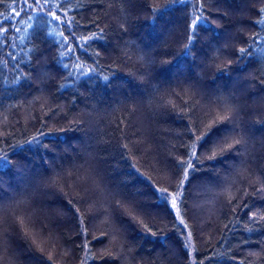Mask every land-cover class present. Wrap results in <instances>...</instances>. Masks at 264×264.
I'll return each instance as SVG.
<instances>
[{"label": "trees", "instance_id": "trees-1", "mask_svg": "<svg viewBox=\"0 0 264 264\" xmlns=\"http://www.w3.org/2000/svg\"><path fill=\"white\" fill-rule=\"evenodd\" d=\"M81 2L83 7L77 19L83 34L104 29L103 40L93 43L87 53L79 48L75 53L81 62L96 68L90 81L84 77L79 81H65L67 73L57 63V47L49 43L40 44L41 52L31 59V69L21 66L31 76L28 84L24 81L11 83L16 73L0 66V154L8 155L13 164L26 160L38 174L37 179L55 181L48 194L40 195L36 203L26 209L21 206L15 214L29 215L38 229L56 225L51 231L58 246L49 248L55 264H64L68 259L59 255V246L70 244L74 247L82 240L75 235L72 214L76 208L89 218L87 238L96 254L90 264H133L108 255L116 249L109 223L103 215L106 211L111 213L116 226H120V221L131 225L124 232L123 240L125 247L131 249L130 255L137 258L136 264H153L156 257L166 264H190L182 251V238L172 231L167 219L146 220L153 231L159 230L167 237L164 243L159 236L153 238L151 234L142 238L143 229L122 214V210L116 209L115 201L110 207L92 190L97 179L93 168L105 178L119 173L118 179H128L129 170H135L140 181L137 187L141 189L145 185L175 186L177 177L173 175L172 164L184 153L181 143L187 141L183 133L190 121L186 116L181 118L180 107L173 109L170 104L157 103L160 94L149 104V98L138 93L140 81L134 73L141 70V64L135 54L129 58L123 49L127 47L132 52L128 42L134 41L154 55L153 75L162 93L171 90L180 93V96H166L165 101L172 100L182 106L188 98L182 91L184 86L166 71L170 65L165 63L174 62L187 42L181 39V13L175 11L170 20L159 17L152 25L150 8L164 4L165 0H148L147 10L142 0ZM10 5L11 0H5L0 11L9 10ZM175 7L180 8L179 5ZM206 7L215 20L212 27L221 38V45L228 40L230 46L214 63L193 66L191 75L204 91L219 89L237 96L247 148L237 146L240 152L228 155L224 164L216 165L215 171L198 173L188 186L186 207L182 210L194 235L192 243L198 251L193 255L197 261L207 250L209 255L216 257L214 264H241L245 259L264 264V223L249 222L252 212L264 215V191L260 190L264 184V85L259 83L264 73V55L257 51L247 66L236 62L239 47H247L255 34L264 35L257 23L264 0H208ZM36 23L27 16L20 24L13 21L14 28L20 29L8 34L14 47L0 50V57L8 61V68L13 66L9 52L15 54L18 61L28 60L25 53L32 46L29 26ZM255 47H264V41ZM229 60L232 61L230 65ZM188 61L189 58H185V63ZM225 65H228L230 77L227 79L220 77L218 72ZM103 75L109 76L110 83L102 79ZM63 83H68L69 87L62 88ZM33 137L37 138V143H25ZM39 141L48 148L38 147ZM225 189L234 196L231 204ZM93 201H97L96 209L90 207ZM205 204L209 207L203 211ZM244 204L249 208H243ZM237 205L239 207L233 212ZM149 211L155 215L160 210ZM246 225L252 230L248 231ZM43 234L47 236V231ZM249 252L260 255L252 257ZM4 255L6 257L7 253ZM232 256L235 259H229ZM17 264L29 262L21 255ZM73 264H79L78 260L74 259Z\"/></svg>", "mask_w": 264, "mask_h": 264}, {"label": "snow or ice", "instance_id": "snow-or-ice-1", "mask_svg": "<svg viewBox=\"0 0 264 264\" xmlns=\"http://www.w3.org/2000/svg\"><path fill=\"white\" fill-rule=\"evenodd\" d=\"M120 2L124 3L127 0H120ZM207 3L208 0H165L164 4L150 8V23L152 25L159 17H168L170 20L175 11L179 10L181 13L179 25L181 39L187 42L183 44L182 51L174 62L166 61L165 63L170 65L166 71L177 77L178 83L184 86L182 91L188 98L184 100L182 106L176 105L172 100L165 101L166 96H180V93L175 90L162 93L160 84L153 75V66L156 64L154 55L146 52L134 41L128 42V45L133 48L132 52H129L127 47L123 49L124 54L129 58L135 54L136 60L141 64V70L134 73L140 81L137 88L138 93L147 96L149 104H152L154 98L160 94L157 103L170 104L173 109L180 107L181 118L186 116L190 121L185 126L183 133L187 137V141L181 143L184 153L182 156L176 157L172 164L173 175L177 177L175 186L145 185L144 189H141L137 187L140 181L135 170H129L128 179H118L119 173L105 178L100 175L99 170L93 168L97 179L94 181L92 190L97 196L107 202L110 207L112 201H115V208L122 210V214L127 215L130 221L143 229L145 235L142 238L145 239L148 234H151L153 238L159 236L160 242L164 243L167 237L159 230L153 231L146 220L151 219L155 222L158 218L167 219L172 231L179 234L178 238H182V251L186 254L190 264H214L216 257L209 255L207 250L200 254L199 261L193 255L198 250L193 247L194 235L185 218L186 214L182 210L186 207L185 193L188 186L198 173L204 170L215 171L216 165L224 164L228 155L239 153L240 148L237 146L247 148V139L240 125L241 105L237 96L231 92L224 93L219 89L211 92L204 91L199 87L198 80H193L191 75L193 66L201 67L205 62L209 65L214 63L224 54L223 50L230 46L228 40H224L221 45V38L212 27L215 20L206 7ZM4 4L5 0H0V6ZM17 4L19 7L15 6ZM142 4L146 10L149 8L148 0H142ZM177 5L180 6L179 9L175 7ZM82 7L81 0H75V3L73 0H11L10 10L0 11V50L14 47L8 34L13 30L19 32L20 29L14 28L13 21L20 24L23 17L27 16L29 20L37 22L29 26L31 29L29 43L32 46L25 53L28 60L18 61L16 55L9 52L8 56L13 66L8 68V61L0 57V66L16 73L11 83L24 81L28 84L30 82V74L26 73L21 66L31 69V59L41 52L40 44L44 43L54 44L57 47V63L67 73L65 81H79L81 77L89 81L92 79L96 68L88 67L86 63L81 62L80 57L74 56V54L78 48L87 53L93 43L103 40L104 29L84 35V30L81 29L80 21L77 19ZM260 13L261 18L257 23L261 26V31L264 32V7H261ZM121 28H124L123 24ZM261 41H264V35L255 34L254 39L250 38L247 47H239L236 50V62L247 66L257 51L264 55V47H255ZM94 55L98 57L99 54ZM185 58H189L187 63H185ZM197 60H200L201 63L197 64ZM231 63L232 61L229 60L228 64ZM218 72L220 77L230 78L228 65L219 69ZM102 79L110 83L108 75H103ZM259 83L264 85V73L261 74ZM61 87L67 88L69 84L63 83ZM197 96L200 99H197ZM229 125H234V127H228ZM25 143L29 145L37 143V138L33 137L31 141ZM37 146L48 148V145L43 141H39ZM22 150L30 151V149ZM52 167L55 168V162L52 163ZM0 170H3L0 171V264H4L5 259H7V264H17L21 255H24L29 264H48L49 261H53V255L49 248L54 249L58 246L51 231L56 225L42 226V229H38L29 215L15 213L21 206L26 209L29 205H34L40 195L48 194V189L54 186L55 181L51 178L37 179L38 174L26 160H17L13 164L6 154H0ZM6 172H11L12 175L6 176ZM57 175H61V173ZM109 181L112 183L109 184ZM260 190L264 191V184L261 185ZM225 192L228 194V203L231 204L234 196L229 189H225ZM69 203L73 202L69 201ZM90 207L96 209L97 201H93ZM237 207L239 205L233 207V212ZM243 208H249V205L244 204ZM150 209H159L160 211L152 215ZM72 215L75 235L81 237L82 240L74 247L70 244L59 246V255L68 257L64 264H73L74 259L78 260L79 264H90V261L96 258V254L92 251L87 238L89 218L81 213L80 208H76V212ZM103 215L105 222L109 223L110 234L116 249L114 252H109L108 255L112 258L118 256L123 262L131 261L136 264L137 258L130 255L131 249L125 247L123 240L124 232L131 225L120 221V226H116L111 219L110 212L106 211ZM249 222L254 225L264 223V215L252 212ZM246 229L252 230L247 228V225ZM44 231H47V236L43 234ZM229 250L231 251V249ZM46 252L48 254L45 257ZM5 253H7L6 257ZM248 255L258 257L260 253L249 252ZM229 259H235V257L232 256ZM53 264H55L54 261ZM153 264H166V262L160 257H156ZM241 264H255V261L245 259Z\"/></svg>", "mask_w": 264, "mask_h": 264}, {"label": "rangeland", "instance_id": "rangeland-1", "mask_svg": "<svg viewBox=\"0 0 264 264\" xmlns=\"http://www.w3.org/2000/svg\"><path fill=\"white\" fill-rule=\"evenodd\" d=\"M15 6H16V7H19V4L15 5ZM9 10H10V8H9ZM74 56H76V54H74ZM205 207H209V205L206 206V204H205V205L203 206V211H204V208H205Z\"/></svg>", "mask_w": 264, "mask_h": 264}]
</instances>
